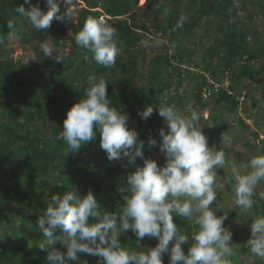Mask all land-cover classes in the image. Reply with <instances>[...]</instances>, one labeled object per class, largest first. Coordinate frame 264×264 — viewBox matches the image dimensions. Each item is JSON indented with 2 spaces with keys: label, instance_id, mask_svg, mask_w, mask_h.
<instances>
[{
  "label": "trees",
  "instance_id": "obj_1",
  "mask_svg": "<svg viewBox=\"0 0 264 264\" xmlns=\"http://www.w3.org/2000/svg\"><path fill=\"white\" fill-rule=\"evenodd\" d=\"M83 1L85 6L80 12L78 22L72 23L73 54L79 62L68 58L57 63L53 58L44 57L39 51L36 60L21 63L15 62L7 53L9 21L15 25V36L40 42L48 37L56 38L58 32H64L63 22L53 20L48 30L38 31L15 11L19 5L24 4V0H0V38L3 40L0 43V173L6 176V179H0V264H46L47 254L38 247L43 235L38 232L36 222L47 208L53 192L39 200L36 199L35 192L53 186L54 182L50 180L52 175L58 174L61 182L64 178L69 179L70 183L65 188L75 189L80 195H86L92 190L102 209L117 211L125 194L118 189L126 184L128 173L134 171L136 165L141 163V158H137L136 164L128 167H125L127 159L119 165H113V160L110 161L107 153L100 147L99 133L95 140L82 146L78 152L72 153H68L65 143L57 139L63 129L68 110L78 102L87 87V82H83L82 77H103L108 83L110 106L127 113L136 123L138 130L147 122V133L154 134L159 141V130L166 128L164 118L158 114L159 104H174V98L164 94L165 90L170 88V85L164 82L166 76L176 75L178 86H181L187 77H196L199 82L197 81L195 92L202 103L201 116L204 114L203 110L209 107L208 103L203 102L204 99L213 100L218 114L212 119L218 122L222 108L237 111L236 95L245 88L239 87V83L256 75L253 61L264 59V42L256 50H250L247 40L249 27L240 26L239 22L234 20L235 0H191L189 10L185 14L181 10L184 0H146L149 9L145 12L144 19L134 12L140 0ZM37 3L45 12L48 10L47 0H31V4ZM24 6L30 7L28 4ZM218 6L222 10L219 14V29L215 35L216 42L209 46L207 55L211 58L217 56L219 62L214 64L210 58L204 70L200 69L199 64H186V56L192 58L193 51L187 46L183 49L182 40L184 41L190 31L200 27L202 21L216 14ZM181 16L185 17V20L183 26L177 28L176 24ZM89 17H104L105 23L115 29L114 39L118 55L111 67L97 64L91 58V53L75 44L76 32ZM149 25L164 34L170 30L172 38L177 41L173 44L172 52L169 45L159 42L165 51L156 54L150 66L146 68L141 31L147 30ZM229 69L232 70L229 88L234 94H230L226 87L217 90L213 85L211 96L205 98L202 90L208 80L204 71L222 83L223 77L216 78L215 75H225ZM66 83L69 84L67 87ZM148 105L153 106L154 111L149 119L144 120L138 115V111ZM47 127L50 132H45ZM217 144L213 141L209 146L215 147ZM155 149H159V144L151 150H144V153L152 154ZM98 150L103 151L106 177L97 176L87 164L75 168L82 152L92 157ZM258 193L256 191L253 197L254 207L264 216V199H260ZM179 221L181 231L189 235L191 242L194 225L180 217ZM89 222H95V218H90ZM10 223L17 225L10 230L7 226ZM234 229L239 235L245 231L238 226ZM129 231L130 238L127 239L123 233L119 240L123 247L131 249L136 247L138 242L135 234ZM250 237L251 234L248 235V240ZM56 246L61 251L66 250V246L60 242H57ZM189 246L185 244L183 247L187 251ZM238 251L247 252L250 249L246 243L235 253ZM163 261L168 264V261Z\"/></svg>",
  "mask_w": 264,
  "mask_h": 264
},
{
  "label": "clouds",
  "instance_id": "obj_2",
  "mask_svg": "<svg viewBox=\"0 0 264 264\" xmlns=\"http://www.w3.org/2000/svg\"><path fill=\"white\" fill-rule=\"evenodd\" d=\"M64 3L66 7L61 12L58 0H47L49 7L45 12L39 5L31 4V0H24L30 7L21 4L15 11L33 28L45 31L53 20L74 21V0ZM184 20L181 16L176 27H182ZM8 28L9 35H14L12 21ZM115 36V29L103 19L89 17L76 32L74 41L91 53L97 64L111 67L118 55ZM141 43L151 46L148 40ZM39 48L44 57L64 62L54 44L44 41ZM107 84L103 77H88L83 98L68 110L57 139L72 153L95 140L99 133L100 147L110 161L127 158L125 167H128L141 158L143 164L136 165L128 173L126 184L118 189L125 194L117 211L102 209L92 190L86 195L75 189L51 195L36 222L38 232L43 235L38 247L47 254L46 264H81V253L98 257L97 264H164L165 253L169 255L168 264H228V258L234 254L232 232L225 226L229 210L217 199L214 190L215 170L224 168L228 161L222 150L209 146L204 127L198 123L201 115L196 111L185 114L175 105L159 104L158 114L164 118L166 128L159 130V141L150 136L147 143L149 147L159 144L165 157L161 166L155 159L145 157V142L138 138L136 130L128 127V114L110 106ZM153 111V106L148 105L138 115L147 120ZM229 139L222 135V143ZM243 169L238 170L232 163L233 203L247 212L254 206L255 190L264 182V154L253 156ZM258 195L264 199V191ZM221 210L223 214L217 215ZM174 216L194 225L191 242ZM252 217L247 246L253 255L264 260V216ZM90 218H95V222L90 223ZM129 230L137 241L148 237L158 242L154 247L130 250L119 240ZM57 242L66 246V250L57 248ZM185 244L190 245L187 251Z\"/></svg>",
  "mask_w": 264,
  "mask_h": 264
},
{
  "label": "rangeland",
  "instance_id": "obj_3",
  "mask_svg": "<svg viewBox=\"0 0 264 264\" xmlns=\"http://www.w3.org/2000/svg\"><path fill=\"white\" fill-rule=\"evenodd\" d=\"M191 0H184L181 4V10L185 13L189 10ZM60 5V10L63 12L65 10L64 0H58ZM39 5V7L43 10L39 3L35 4ZM85 6V2L83 0H74L72 5L74 11V21L73 22H63L64 32H58L56 34V38L48 37L44 41H48L55 45L58 52L64 56V59L73 58L77 62L79 59L73 54V31H72V23H77L80 12L82 8ZM234 8L236 10V15L234 16V20L239 22L240 26L246 25L249 27L248 29V42L249 49L256 50L258 47L262 45L264 42V0H235ZM149 9L146 5V0H140L139 4L135 9V13L141 19H144L145 12ZM221 8L218 6L216 8V14L211 16L209 19L206 18L204 21L200 23V27L190 31V33L186 34L184 41L181 42V47L187 46V48L193 51L192 58L186 56V64H199L200 69L204 70L207 66L208 60H210V56L207 55V50L211 44H214L215 35L219 29L220 23V13ZM193 16V15H192ZM106 19V18H104ZM163 20V19H162ZM24 27V26H23ZM142 30V29H141ZM142 41L148 40L150 45L149 47L143 48L145 49V65L148 68L150 66V62L155 57L156 54L163 53L165 48L158 43H165L170 46V52L174 51L173 44L176 43V39H173L171 31L167 30L164 34L160 31H157L155 27L149 25L147 30L141 31ZM149 34V35H147ZM173 39V40H172ZM152 40V41H150ZM43 41V42H44ZM40 41L35 39H25L19 36L12 35L9 37L8 42V51L7 53L11 58L14 59L15 62L28 63L36 60L37 53L40 51L39 45ZM213 63H218L219 60L216 57L211 58ZM194 64V65H195ZM253 67L257 70L256 75L251 78L243 79L239 84V87L245 86L249 92V98L246 107V113H249V116L253 117L252 119V128H255L257 123L262 124V128H259L260 132H263L264 128V59L256 60L252 62ZM222 68V67H221ZM205 72V71H204ZM237 72L239 73V68H237ZM216 78H222V83L228 79V74L222 75V73H216ZM83 82L88 83V77L81 78ZM198 79L193 78L191 76L185 79V82L178 86L176 75L166 76L164 82L170 85V88L166 89L164 94L168 97L174 98V104L176 105V109L185 114H190L192 111H196L201 115L200 107L202 105L199 102L198 97L196 96L195 86L197 84ZM199 82V81H198ZM69 84L66 83L67 87ZM85 90V89H84ZM84 90L82 94L84 95ZM82 97L78 100L80 101ZM204 103H208L209 107L203 110V116L199 120V126L205 135L208 137V144L210 142L216 141L218 144L215 148H219L225 153V158L228 163H226L225 167L222 169L215 170L216 179L214 183V190L217 192V199L222 202L225 208L228 211V218L225 221V226L228 227L232 232V247L240 248L243 244H246L248 241V235L251 234L250 224L252 223L253 217L263 216L261 214H257L255 208L245 212L239 208H236L234 201V192H233V179H232V163L234 162L237 169L243 171V166L247 165L248 161L255 155L264 154V147L256 146L252 140L255 139V134H253L252 128L248 126L246 122L239 120L237 111H230L228 108H222L220 115V120L217 122L212 117L218 114L217 107L214 104L213 100L204 99ZM203 103V104H204ZM208 116V117H207ZM207 117V118H206ZM147 122H144L141 129H136V123L129 117L128 119V127L130 129H134L138 132V138L145 142L144 150H151L153 147L148 146V139L150 136L155 137V135H150L147 133L149 128L147 127ZM45 132H50V128H45ZM227 135L230 139L228 142L222 143V135ZM214 147V146H213ZM103 151L98 150L96 154L92 157L88 155L86 152H82L75 168H80L83 165H88L97 176L100 178L106 177V168L103 165ZM145 157L155 159L159 165H163L165 163V157L163 153L160 152L159 149H155L152 154H146ZM127 158H123L122 160H113V165H119L124 162ZM143 164V160L141 159L140 165ZM6 179L5 175L0 173V179ZM59 175L54 174L50 177L52 180L53 186L45 187L43 190L35 192V197L39 200L41 197L47 195L49 192L53 193H62L66 191V186L69 185V179H63V181H59ZM257 192L264 191V182H261L258 185ZM260 213V212H259ZM223 210L217 213V215H222ZM11 215L13 216L14 214ZM178 219V220H176ZM174 220L177 222L179 227L181 226V222L179 221V217L174 216ZM17 224L10 223L7 225L10 230L16 227ZM235 226H238L239 229L245 230L241 235L236 233ZM246 226V228H245ZM126 238H130V231L125 233ZM234 238H240V241H235ZM138 244L136 247H132L130 250H136L138 248L147 249L148 247H154L158 242L155 238L145 237L140 241H137ZM186 251V250H185ZM81 264L84 260L88 261V264H97L98 257H93L83 254H80ZM229 259V258H228ZM163 260L168 261L169 255L167 253L164 254ZM229 261V260H228ZM264 260H261L259 257L253 255L251 251H238L236 254L235 262L233 264H263ZM70 264H75V262H70Z\"/></svg>",
  "mask_w": 264,
  "mask_h": 264
},
{
  "label": "built area",
  "instance_id": "obj_4",
  "mask_svg": "<svg viewBox=\"0 0 264 264\" xmlns=\"http://www.w3.org/2000/svg\"><path fill=\"white\" fill-rule=\"evenodd\" d=\"M101 19H104V17H101ZM254 62V61H253ZM193 69V68H192ZM226 73L228 74V79L225 81V83H219L212 74H210L209 72H204L207 80H208V84L205 85L203 87V96L205 98H209L211 96V88L214 85L215 89H219L220 87H226L228 89V92L230 94H234V91L231 90L229 88L230 84H231V75H232V70L229 69L226 71ZM248 89L247 88H243L239 93H237L236 95V100L238 102V108H237V113H238V117L242 118L244 122H246L248 124V126L250 128H252V119L253 117L249 116V113H246V107H247V102H248ZM208 117V116H207ZM206 117V118H207ZM257 127H261L262 128V124L257 123V125L255 126V128H252L253 134H255V139L252 140V142L256 145V146H261L264 147V128L262 129L263 132H260L259 128Z\"/></svg>",
  "mask_w": 264,
  "mask_h": 264
},
{
  "label": "crops",
  "instance_id": "obj_5",
  "mask_svg": "<svg viewBox=\"0 0 264 264\" xmlns=\"http://www.w3.org/2000/svg\"><path fill=\"white\" fill-rule=\"evenodd\" d=\"M253 208H255L254 206H253ZM255 211H256V213L257 214H261V213H259L256 209H255ZM262 215V214H261ZM235 239V238H234ZM237 239V241L239 240L240 241V238H236ZM234 242H235V240H234ZM233 249H234V254L228 259L229 261H228V263H230V261H231V263L230 264H233V262H235V258H236V254L237 253H235V251L237 250V247L235 248V247H233Z\"/></svg>",
  "mask_w": 264,
  "mask_h": 264
}]
</instances>
